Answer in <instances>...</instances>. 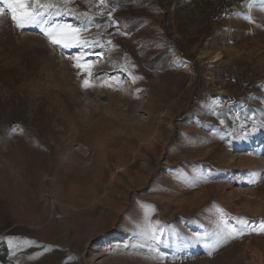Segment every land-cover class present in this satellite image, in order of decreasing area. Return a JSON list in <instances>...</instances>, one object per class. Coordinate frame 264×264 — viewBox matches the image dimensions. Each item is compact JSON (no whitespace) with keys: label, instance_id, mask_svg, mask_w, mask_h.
Listing matches in <instances>:
<instances>
[{"label":"rangeland","instance_id":"374dc122","mask_svg":"<svg viewBox=\"0 0 264 264\" xmlns=\"http://www.w3.org/2000/svg\"><path fill=\"white\" fill-rule=\"evenodd\" d=\"M51 4L87 45L0 17V264H264V0Z\"/></svg>","mask_w":264,"mask_h":264},{"label":"snow or ice","instance_id":"6c2138e0","mask_svg":"<svg viewBox=\"0 0 264 264\" xmlns=\"http://www.w3.org/2000/svg\"><path fill=\"white\" fill-rule=\"evenodd\" d=\"M103 5L105 0H100ZM56 5L51 3H45L43 0H0V17H3L5 13L10 14L11 23L17 28H25L28 26H38L44 35L48 38L49 42L54 46H61L64 48L87 45L88 41H80L78 37L79 29L74 28H63L58 25H49L48 20L45 19L46 15H50V10L55 8ZM87 15L86 13L84 14ZM111 15V13H109ZM249 22L252 21V17H246ZM45 25H49L45 27ZM76 63L74 67L78 70L91 76L93 65L87 61L83 60V56L76 57ZM142 79V77H140ZM136 77H133V82H135ZM83 86L88 88L91 86L90 80L88 78L83 79ZM15 130V129H14ZM146 234H148L153 240L159 242L161 235L157 234L156 229L148 227L145 229ZM264 231V229H261ZM244 235L243 230H237L235 228L231 229L225 234H218L217 238L211 242L206 243L204 247L209 249L208 254L211 255L212 251L223 242L234 238L235 236ZM28 244L34 243V241H26ZM9 247H12V240H8ZM48 248H45L47 251Z\"/></svg>","mask_w":264,"mask_h":264},{"label":"trees","instance_id":"16d2710c","mask_svg":"<svg viewBox=\"0 0 264 264\" xmlns=\"http://www.w3.org/2000/svg\"><path fill=\"white\" fill-rule=\"evenodd\" d=\"M96 1V0H95ZM108 4V7L112 8H124L129 5L133 4H143L146 3L147 0H105ZM45 3H58L59 5L61 4V0H43Z\"/></svg>","mask_w":264,"mask_h":264},{"label":"built area","instance_id":"2783aa9c","mask_svg":"<svg viewBox=\"0 0 264 264\" xmlns=\"http://www.w3.org/2000/svg\"><path fill=\"white\" fill-rule=\"evenodd\" d=\"M213 3H220V2H224L225 0H211Z\"/></svg>","mask_w":264,"mask_h":264},{"label":"bare ground","instance_id":"6f19581e","mask_svg":"<svg viewBox=\"0 0 264 264\" xmlns=\"http://www.w3.org/2000/svg\"><path fill=\"white\" fill-rule=\"evenodd\" d=\"M219 58V57H218Z\"/></svg>","mask_w":264,"mask_h":264}]
</instances>
